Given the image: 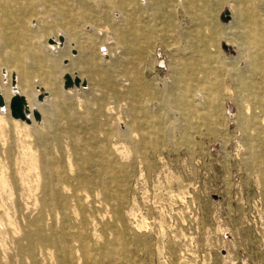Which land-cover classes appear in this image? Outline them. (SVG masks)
<instances>
[{
  "label": "rangeland",
  "instance_id": "rangeland-1",
  "mask_svg": "<svg viewBox=\"0 0 264 264\" xmlns=\"http://www.w3.org/2000/svg\"><path fill=\"white\" fill-rule=\"evenodd\" d=\"M2 1L9 0L0 2V55L23 56L27 66V56L39 62L32 90L44 89L42 74L60 90L67 72L87 82L76 90L82 111L71 95L61 101L76 115L61 121L70 131L62 146L73 170L87 150L95 154L117 142L129 150L120 198L112 203L117 212L103 206L99 212L109 215L113 236L126 240L114 247L121 260L112 251L108 264H264V0H16L14 8ZM232 13H242L243 22ZM76 43L86 45L93 75ZM158 47L167 52L162 71L155 65ZM71 59L76 66L65 69ZM0 63L2 76L10 71V101L11 73L17 86L20 70ZM137 79L140 93L129 91ZM227 98L235 106L233 129ZM8 144L11 158L0 150V179L8 183L0 190V264L12 253L10 239L20 236L10 224L19 222L11 197L32 207L29 187L40 184L33 169L27 172L33 138L17 129ZM13 174L23 177L18 194Z\"/></svg>",
  "mask_w": 264,
  "mask_h": 264
},
{
  "label": "bare ground",
  "instance_id": "bare-ground-1",
  "mask_svg": "<svg viewBox=\"0 0 264 264\" xmlns=\"http://www.w3.org/2000/svg\"><path fill=\"white\" fill-rule=\"evenodd\" d=\"M16 3V0H9V3L2 1V6L14 8ZM232 15L236 23L241 24L243 22L242 13L238 18L234 13ZM13 19L16 24L23 26L21 35L24 34L26 37L27 30L19 18V14L15 13ZM0 20L3 19L0 18ZM25 41V45H28V40ZM67 43L68 39L66 38L65 44L67 45ZM125 43L128 45L129 39ZM75 47L78 49L79 57L82 54L86 57L89 64V67L86 65L88 67L86 72L93 75L97 68L91 65L88 60L86 45L76 43ZM21 57H17V55L3 57L0 55V62L11 63L19 68L17 91L25 97L30 111L32 109L39 111L41 120L39 123L32 121L31 114V123L29 124L9 118L8 101L11 91L7 80L10 71L6 68L5 76L0 73V94L4 100V106L0 107V150L6 153V157L11 158L12 148L8 144V140L17 129H21L25 137H32L34 147H30V145L26 147V150L29 151L27 172L33 169L34 176L38 182L40 181V184H38L39 186L36 185L34 190L29 187L30 197L34 201L32 207L21 206L19 203L20 195L11 197L15 204L19 222L18 224L8 222L20 230V236L10 239L12 253L5 255L6 262L4 264H108L111 263L112 251L116 252L117 259L121 260L123 255L118 250H114V247L126 245L125 236H113L109 215L99 214V212L103 211L105 207L109 209V213L117 212V208L112 203L120 198L121 173L130 166V163L126 162L129 150L121 146L122 142L111 143L109 148L101 149L95 154L87 150L82 157L75 159L77 168L73 170L74 163L71 156L64 155L65 149L62 146V140L65 137L70 138V131L62 129L61 121L76 115L73 109L62 107L61 101L63 95H71L75 97V100H78L77 110L82 111L84 107L80 100L82 94L78 96L76 92L78 88L75 87L60 90L56 80L48 74H42L39 79V83L44 86V89L37 87L36 90H32L30 78L37 71H40V64L37 60L30 64L33 57L27 56L30 61L28 66L24 65ZM107 62L108 60L103 61V63ZM74 66L76 64L71 59L65 69L70 70ZM28 67L34 68L29 70ZM74 76L77 75L71 77L74 78ZM77 77L81 81L84 79ZM240 77L242 80V76ZM130 78V76L127 77L126 81L132 83ZM3 79H6V82ZM136 82L137 87L131 85L129 91L140 93L139 90L142 86L139 85L138 79ZM163 87L164 100L168 94L165 81ZM41 88L48 95L38 101L36 97ZM209 89L211 90V88ZM108 109L111 110L112 107ZM171 110L170 112H173ZM82 114L85 115L86 112ZM116 123L122 124L123 122L117 120ZM173 124L167 125L166 129L172 130ZM125 132L130 133V137L134 135L127 126ZM64 162L66 168L63 166ZM22 178L13 174L12 185L16 188L17 183ZM7 186V181L0 179V190L2 189L4 192ZM15 193L18 194L17 188ZM97 203L100 204L99 208ZM110 236L113 237L111 240H109Z\"/></svg>",
  "mask_w": 264,
  "mask_h": 264
},
{
  "label": "water",
  "instance_id": "water-1",
  "mask_svg": "<svg viewBox=\"0 0 264 264\" xmlns=\"http://www.w3.org/2000/svg\"><path fill=\"white\" fill-rule=\"evenodd\" d=\"M229 21V18L227 19ZM59 41L62 42L63 38L60 37ZM226 49L229 50L230 48L226 46ZM233 51V50H232ZM234 52V51H233ZM101 54L103 55L104 59L107 57L105 48H101ZM166 59H167V52L163 50L161 47H158L156 50V67L159 70L166 69ZM63 90H68L72 88H87V82L86 80H80L77 76H74L72 78L68 73L63 75ZM11 88L13 90L12 96L9 101V110H10V116L12 119L20 120L22 122H25L27 124L31 123L30 114L32 115V119L34 122L39 123L41 120V115L37 109H32L30 111L29 106L27 104V101L25 97L18 93L16 88V78L15 74H11ZM45 92L43 89H39V94L37 95L36 99L38 101H41L44 97ZM197 98L199 99V94H197ZM4 106V100L3 97L0 94V107ZM225 113L228 118V122L230 123V128H235V121H233L235 117V106L231 98H227L225 100ZM121 128H123V125H121ZM239 136V133L236 134ZM216 147L220 148L222 146L221 142L216 143Z\"/></svg>",
  "mask_w": 264,
  "mask_h": 264
}]
</instances>
